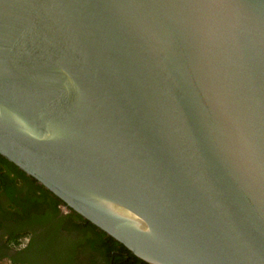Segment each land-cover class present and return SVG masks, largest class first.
Returning <instances> with one entry per match:
<instances>
[{
    "label": "water",
    "instance_id": "water-1",
    "mask_svg": "<svg viewBox=\"0 0 264 264\" xmlns=\"http://www.w3.org/2000/svg\"><path fill=\"white\" fill-rule=\"evenodd\" d=\"M0 155L149 264H264V0H0Z\"/></svg>",
    "mask_w": 264,
    "mask_h": 264
},
{
    "label": "trees",
    "instance_id": "trees-1",
    "mask_svg": "<svg viewBox=\"0 0 264 264\" xmlns=\"http://www.w3.org/2000/svg\"><path fill=\"white\" fill-rule=\"evenodd\" d=\"M25 184L31 190L24 191ZM18 191H24V194L17 197L15 193ZM0 195H5L8 200L4 201L7 204L6 217L18 216L38 224H45L54 217L59 212V204L64 203L2 155ZM48 231L51 245L45 244L44 248L50 252L47 261L51 264H149L74 210L65 219L54 221ZM26 233L24 228L8 232L13 241Z\"/></svg>",
    "mask_w": 264,
    "mask_h": 264
},
{
    "label": "flooded vegetation",
    "instance_id": "flooded-vegetation-1",
    "mask_svg": "<svg viewBox=\"0 0 264 264\" xmlns=\"http://www.w3.org/2000/svg\"><path fill=\"white\" fill-rule=\"evenodd\" d=\"M20 186V185H19ZM31 190L29 185H24L25 190ZM16 192L17 197L24 194ZM8 201L5 195H0V263L5 259L10 264H51L47 261L50 252L44 248L45 244L51 245L49 242L50 231L48 228L55 222L65 219V216L73 211L66 203L59 204V212L45 224L33 223L30 220L15 216L14 218L6 217ZM15 228H24L27 233L16 240H11L8 234L9 230ZM24 232H21V234ZM20 234V235H21ZM15 244L13 245V243ZM15 259V260H14ZM49 259V258H48Z\"/></svg>",
    "mask_w": 264,
    "mask_h": 264
},
{
    "label": "rangeland",
    "instance_id": "rangeland-1",
    "mask_svg": "<svg viewBox=\"0 0 264 264\" xmlns=\"http://www.w3.org/2000/svg\"><path fill=\"white\" fill-rule=\"evenodd\" d=\"M0 264H10V263H9L8 260L5 259V260H4L2 263H0Z\"/></svg>",
    "mask_w": 264,
    "mask_h": 264
}]
</instances>
